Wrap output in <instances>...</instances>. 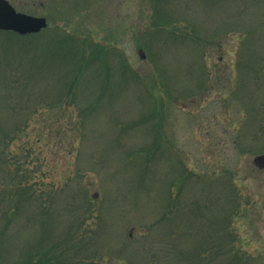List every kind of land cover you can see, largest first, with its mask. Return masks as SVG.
<instances>
[{
    "label": "rangeland",
    "instance_id": "1",
    "mask_svg": "<svg viewBox=\"0 0 264 264\" xmlns=\"http://www.w3.org/2000/svg\"><path fill=\"white\" fill-rule=\"evenodd\" d=\"M9 1L18 11L45 17L51 29L61 27L68 33L91 35L94 41L105 44L108 49L116 46L118 53L110 57L126 59L133 66L134 77L127 85L123 79L126 75L116 77V84L119 80L121 84L115 88L116 92L113 90L112 100L101 103L99 114L91 119L89 131L73 153H70L71 142L61 137L66 133L62 134L57 128L45 142L44 137L39 142L47 178L44 174L42 177L47 182H65L72 178L74 189L79 184L87 185L88 197L98 199L100 210L103 204V210L107 207L109 242L102 253L112 255L106 256L100 264H135L136 237L144 224L157 219L156 212L169 199L171 187L177 183L174 166L179 165V160L175 152L199 174L212 175L214 169L217 173L223 170L218 174L220 183L227 179H232V183L241 147L245 156L240 158L242 172L238 180H243V187L234 190V194L240 191L242 196L236 222L242 246L239 251L246 254L250 264H264V174L256 171L249 177V167L254 166L253 156L249 155V138L257 132L256 124H252V109L257 101L256 106L264 114L260 105L264 100V75L255 78L253 72L249 86L243 85L241 64L248 41L241 37L240 31L244 26L250 27L251 22L258 28L255 27L258 31L254 40L261 60L257 63L264 65V15L262 18L261 10L254 15L244 11L237 18L239 4L247 7V0L238 3L214 0L213 7L207 5L210 4L207 0H163V3L167 1L164 5L157 0ZM159 7L166 9L170 18L183 19L186 15L188 26L183 24L172 29L178 38L186 33L185 40L174 38L168 27H158ZM79 13L84 14L79 16ZM193 21L197 24L191 25ZM195 62L206 66L204 77L195 71ZM255 62L252 65L258 68ZM44 73L46 77L38 76L40 80H32L25 88L4 89L0 101L8 96L6 91L9 96L25 99L32 92L29 101L32 102L42 98L44 89L49 94L57 90L60 74L55 72V66L44 68ZM1 86L5 83H0ZM18 91L21 94L18 95ZM156 102L159 107L163 105L164 113L153 114ZM38 114H42L39 120L44 118V111ZM2 117L4 115L0 114ZM124 126L126 130L120 133L118 129ZM32 127L28 135L31 140L38 136ZM154 127L160 134L153 133ZM158 136L162 138L161 147L151 151L154 154L151 167L157 163L153 169L156 175L144 174L141 178L139 173L144 168L139 165L142 160L135 162L132 153L147 144L149 147ZM167 140L173 143L172 147L167 146ZM190 186L186 183L183 187L181 200L186 201L191 194ZM177 195L174 191L173 197ZM25 214L20 215L22 223H26ZM19 225L21 222L11 224L10 231L16 237V245L11 246L19 249L36 244L37 233L26 225L17 237ZM18 257L19 253L13 254L14 259Z\"/></svg>",
    "mask_w": 264,
    "mask_h": 264
},
{
    "label": "trees",
    "instance_id": "2",
    "mask_svg": "<svg viewBox=\"0 0 264 264\" xmlns=\"http://www.w3.org/2000/svg\"><path fill=\"white\" fill-rule=\"evenodd\" d=\"M209 1L207 5L213 7L214 0ZM157 2L166 3L163 0ZM247 2V7L239 4L235 16H242L244 11L254 15L260 9L263 18L264 0ZM165 10L159 7L157 11L158 27H168L171 34L172 29L189 22L186 15L183 19H174ZM84 13H79V16ZM192 23L197 24L195 21ZM252 23L250 27L240 29L243 33L241 37L248 41L243 49L245 59L241 64L244 86H249L253 72L255 78L264 75V65L257 63L261 59L258 58L259 51L254 40L258 28ZM53 28L49 23L42 32L25 35L0 31V83H5L0 87L1 94L6 88L18 90V87L25 88L34 79L40 80L38 76L46 77L44 68L48 66H55V72L60 74L57 90L49 94L44 89L42 98L29 102L32 92L25 99L9 96L6 91L8 96L3 95L0 101V114L4 115L3 119L0 118V264H100L106 256L112 255L110 252L102 253L109 242L107 207L104 206L103 210V204L100 210L98 199L88 197L87 185L79 184L74 189L72 178L65 182H47L44 179L47 178L45 160L38 148L43 137L45 142L46 137L57 128L62 134L66 133L61 137L71 142L70 153H73L83 135L89 131L91 119L99 114L101 103L112 100V93L121 84L120 80L116 84V77L126 75L123 78L126 84L134 77L133 66L126 59L121 61L115 56L110 57L118 53L116 46L108 49L105 44L94 41L91 35H77L61 27ZM173 36L178 40L187 38L186 33L181 38ZM119 62L122 63L118 67ZM254 62L258 68L252 65ZM194 64L197 74L204 77L206 66ZM120 69H123L122 73ZM17 94L21 93L18 91ZM43 111L44 118L39 120L42 114L38 113ZM159 111L164 113L165 109L156 102L153 114ZM130 124L139 126L136 122ZM32 125L38 136L31 140L28 135ZM124 128L118 131L122 133L126 130ZM155 129L153 133L158 134ZM161 139L158 136L149 147L147 144L132 153L135 162L142 160L139 165L144 168L139 173L141 178L145 177L144 174L156 175L153 169L157 163L151 167L154 155L151 151L161 147ZM165 142L172 147L170 140ZM159 148L155 153L158 154ZM175 156L179 160V165L174 166L178 174L177 183L171 187L169 199L156 212L157 219L144 224L136 237L135 264H250L246 254L239 251L242 246L236 229L238 193L234 194V182L230 183L232 179L220 183L218 174H222L223 170L217 173L214 169L212 175L199 174L193 166L185 163L181 155L175 152ZM186 183L191 184L192 191L184 201L180 195ZM129 191L136 195L133 189ZM174 191L178 193L177 197H173ZM24 211L26 223L21 220ZM17 222L22 224L16 228L17 237L26 225L37 233L36 244L20 246L19 249L11 246L16 245L15 233L10 231L11 224L16 225ZM15 253H19L18 259L13 258Z\"/></svg>",
    "mask_w": 264,
    "mask_h": 264
},
{
    "label": "flooded vegetation",
    "instance_id": "3",
    "mask_svg": "<svg viewBox=\"0 0 264 264\" xmlns=\"http://www.w3.org/2000/svg\"><path fill=\"white\" fill-rule=\"evenodd\" d=\"M255 89V87H254ZM261 89V88H260ZM259 89V90H260ZM264 92V91H263ZM263 102H260L261 107L264 108V100H262ZM255 103V107H253V118H252V124H256L257 128L255 127V131H257L255 134H252V137L249 138L250 141V146L251 148H249V155L253 156V167H249L250 169V174L249 177L253 176L254 173H256V171H258L260 174H264V114H262V109H260V107H257V101L254 102ZM240 145V143H239ZM243 151L244 148H239L238 149V158L236 160V174L234 177V185L236 188H238L239 190H241L240 188H242V182L243 180H238V175L242 172V168L239 167V162H240V158L243 155ZM237 176V177H236ZM246 178V176H245ZM238 199V205L241 206V201H242V196H241V192L239 191V194L237 196ZM243 204V203H242ZM238 206V207H239Z\"/></svg>",
    "mask_w": 264,
    "mask_h": 264
},
{
    "label": "water",
    "instance_id": "4",
    "mask_svg": "<svg viewBox=\"0 0 264 264\" xmlns=\"http://www.w3.org/2000/svg\"><path fill=\"white\" fill-rule=\"evenodd\" d=\"M47 26L45 17L18 11L9 0H0V31L25 35L39 33Z\"/></svg>",
    "mask_w": 264,
    "mask_h": 264
}]
</instances>
